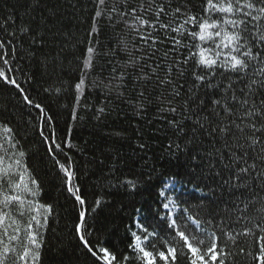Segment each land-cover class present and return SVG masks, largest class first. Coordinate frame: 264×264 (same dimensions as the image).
<instances>
[{"label": "snow or ice", "instance_id": "6c2138e0", "mask_svg": "<svg viewBox=\"0 0 264 264\" xmlns=\"http://www.w3.org/2000/svg\"><path fill=\"white\" fill-rule=\"evenodd\" d=\"M0 264H264V0H2Z\"/></svg>", "mask_w": 264, "mask_h": 264}, {"label": "trees", "instance_id": "16d2710c", "mask_svg": "<svg viewBox=\"0 0 264 264\" xmlns=\"http://www.w3.org/2000/svg\"><path fill=\"white\" fill-rule=\"evenodd\" d=\"M0 2H2V0H0ZM61 126H63V117H61ZM89 129L88 128H84L79 132V136L82 137L83 139H86L90 142V147L94 146L91 144V141L93 140L92 136L88 135ZM96 143H100L99 139L96 140ZM152 151L155 152V157L153 158L151 155V152L149 153V159L147 162V166L145 167V171L150 170L151 167H156L160 172H165L169 170V165H168V161L166 159H164V154L162 152V144L161 141L157 140V141H153L152 145H151ZM122 151L124 152H129V149L127 146H125ZM34 164H36L38 166V169L40 171V175L41 178L44 180V184H45V191L47 193V196H45L43 199L45 201L50 200L54 197H56L58 195V193L56 192V190L50 186L49 181L53 178L52 176L49 177H44L43 176V170L45 168V165H41L39 164V156H37L36 160L33 161ZM143 163V162H142ZM48 168H51V164H47ZM54 175V174H53ZM152 189H149L148 191H146L144 193V195L140 198L142 201L143 200H150L151 197L149 196V192H151ZM61 203H63V200L61 199ZM105 215L107 216V211L105 213ZM109 220H112L111 223H109L108 226V231L111 233L110 236H106V237H102V239H108L110 243H114L117 247L122 248L124 244L127 243L126 240L123 239L124 237V231H123V227H120L118 231H116L117 226L121 223L120 220L115 219L113 220L112 217H109Z\"/></svg>", "mask_w": 264, "mask_h": 264}]
</instances>
